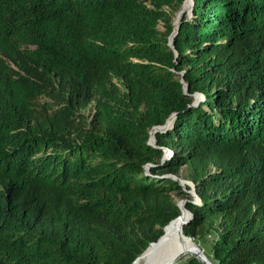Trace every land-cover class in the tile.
<instances>
[{"label": "trees", "instance_id": "16d2710c", "mask_svg": "<svg viewBox=\"0 0 264 264\" xmlns=\"http://www.w3.org/2000/svg\"><path fill=\"white\" fill-rule=\"evenodd\" d=\"M183 1L0 0V264H133L180 215L182 167L184 234L264 264V0H193L175 56Z\"/></svg>", "mask_w": 264, "mask_h": 264}, {"label": "water", "instance_id": "95a60500", "mask_svg": "<svg viewBox=\"0 0 264 264\" xmlns=\"http://www.w3.org/2000/svg\"><path fill=\"white\" fill-rule=\"evenodd\" d=\"M187 0H184L179 11H178V15H177V19H176V23L172 22V26H173V31L170 34V36L168 37V46L170 47L171 50H173L175 56L177 55L176 50L174 49V37L176 36L178 30H179V26H180V22L182 20V18L185 16L186 18H189L192 14V8H193V4L194 1L190 0V8L189 11H186L184 8V4L186 3ZM183 71L179 72V74L181 75V80L180 82L182 83L183 86V91L185 95H188V85L183 81ZM192 97L195 98V101L193 100V103L191 106H196L199 101H202L204 99V96L201 93H194L192 95ZM176 114H172L163 125H159V126H154L150 132H149V140H148V144H150L153 147H158L157 146V142L155 139V135L158 132H165L167 129H169L171 127V125L173 124L175 118H176ZM161 150L163 151V156L161 158V162H164L165 160L169 159L172 155L173 152L166 148V147H160ZM151 165L148 164L145 166L146 169H148ZM164 177H168L171 178L173 180L178 181L179 180L177 178H175L172 174L169 175H165ZM184 183V182H183ZM180 184V183H179ZM188 184L192 185L191 182H189ZM194 186V185H193ZM193 196V200H182L179 203H177V206L179 208L180 211V215L175 218L174 220H172L168 225H166L163 228V233L162 235L157 239V241L155 242H151L148 244V246L146 247V249L136 258V260L133 262V264H136L138 262V260L140 258L145 257L146 255L150 254L152 251H160L161 249H163L164 247L170 245L173 242V239L171 237V228L177 223L180 222V225L182 226H186L189 221L192 219V213L186 208V204L188 202L192 203V204H197L199 203V197L196 195V192L192 195ZM184 234V232H183ZM185 235V234H184ZM186 238H188L189 240H192L191 237L185 235ZM184 253L180 252L177 253L169 263L167 264H176V262L183 256ZM200 250L196 248V251L192 252V255L196 258H198L203 264H212L211 261H209L204 255L200 256Z\"/></svg>", "mask_w": 264, "mask_h": 264}, {"label": "rangeland", "instance_id": "374dc122", "mask_svg": "<svg viewBox=\"0 0 264 264\" xmlns=\"http://www.w3.org/2000/svg\"><path fill=\"white\" fill-rule=\"evenodd\" d=\"M178 11H175L173 13V15H172V22L173 23H176ZM159 29L162 30V25L161 24H159ZM193 100L195 101L194 97H193ZM54 103L55 102L50 97H47L45 95H41V96H39L37 98V101H36V104H35V108L37 110H42L43 108L47 107L50 104L54 105ZM94 113H95V107H94L93 103L88 104L83 109H79L78 116L76 118L78 124L80 126L88 127L89 123H91L93 121V119H94ZM173 176L179 180V183H180L179 185L182 187V191L185 192L182 195L173 194V198L176 201V203H179L180 201L185 200V199L186 200H193V196L192 195L196 191L195 185L193 184L192 181L189 180L188 175L185 172L184 167H182L177 174H173ZM189 182H191L192 185L188 184ZM213 239H214V235L213 234H205V235L196 236L195 239L192 238L194 243L197 245L198 249L202 253H204L209 258L210 261L212 260V258H211L212 256L210 254V247H211V244L213 242ZM191 256H193V255L190 254L189 256H186V257L182 256L183 258L181 257L176 262V264H181V263L185 262ZM211 263L213 264L212 261H211Z\"/></svg>", "mask_w": 264, "mask_h": 264}, {"label": "bare ground", "instance_id": "6f19581e", "mask_svg": "<svg viewBox=\"0 0 264 264\" xmlns=\"http://www.w3.org/2000/svg\"><path fill=\"white\" fill-rule=\"evenodd\" d=\"M190 3V0H187L184 4L186 11H189ZM171 229V237L173 242L160 251H152L145 257L140 258L136 264H167L177 253L182 252L184 253L183 257H186L190 254L192 255V252L196 251V248L198 249L194 241L189 240L183 234V228L180 225V222H177ZM200 253V256L204 255L209 260V258L204 253L201 251Z\"/></svg>", "mask_w": 264, "mask_h": 264}]
</instances>
